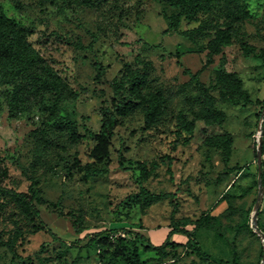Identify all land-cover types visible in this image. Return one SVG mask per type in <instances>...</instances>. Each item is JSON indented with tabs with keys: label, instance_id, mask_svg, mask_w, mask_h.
Wrapping results in <instances>:
<instances>
[{
	"label": "rangeland",
	"instance_id": "obj_1",
	"mask_svg": "<svg viewBox=\"0 0 264 264\" xmlns=\"http://www.w3.org/2000/svg\"><path fill=\"white\" fill-rule=\"evenodd\" d=\"M176 14L158 0H0V39L19 33L64 87L54 110L55 99L34 98L11 119V84L0 85V187L38 191L43 202L36 207L59 239L31 234L18 207L0 196L2 238L14 241L22 232L16 242L21 258L13 264H203L184 235L171 238L183 246L160 254L136 238L163 245L175 227L174 203L177 227L193 233L215 261L262 264L264 243L253 214L264 123V0H219L196 20L184 19L180 32L197 31L193 40L165 34ZM218 30L227 32L231 45L204 70ZM219 69L238 75L250 103L224 98L214 86ZM187 71L200 73L217 100L216 112L224 115L221 125L197 119L200 92ZM143 75L148 86L140 93L130 82L119 87L131 109L119 116L114 80ZM154 102L161 103V115L148 123ZM111 115L117 119L113 137L100 145L91 133L98 134ZM225 133L232 140L228 155L204 145ZM261 137L264 144L263 130ZM142 189L176 194L175 200L146 201ZM258 224L264 228V192ZM12 261L0 247V264Z\"/></svg>",
	"mask_w": 264,
	"mask_h": 264
},
{
	"label": "trees",
	"instance_id": "obj_2",
	"mask_svg": "<svg viewBox=\"0 0 264 264\" xmlns=\"http://www.w3.org/2000/svg\"><path fill=\"white\" fill-rule=\"evenodd\" d=\"M170 8L177 11V14L172 16L169 20V29L165 32L168 34L170 31L181 35L182 37L193 40L195 38V33L197 31H186L180 32V27L182 21H194L197 19L200 13L210 10L219 0H158ZM5 25H14L13 22L9 20H4ZM16 25V23H15ZM17 26V25H16ZM18 27V26H17ZM231 45L230 37L225 30H218L216 36L210 41L209 46L206 48L207 61L204 66V70L215 63V57L223 53V49ZM187 74L191 77L192 83L196 85L200 94L195 98V102L198 105V110L196 112L197 119L204 121L207 125H221L224 120V115L222 113L216 112L217 100L210 93V90L203 85L200 81V73L192 74L187 71ZM4 77H11L12 80L9 82H1ZM128 77V74L124 75V78ZM123 78V79H124ZM114 80L113 89L114 94L118 97L119 102L116 105V113L119 116H124L128 112H131L129 108L130 105L125 103V99L119 93V87L125 83H131V89L134 92H141L144 88L148 86L146 76L129 78L128 81ZM11 84L10 94L8 97V115L11 119H16L22 111L29 108L34 100L37 99L39 102L55 99L56 105L52 107L54 110L58 105V102L63 97L64 87L57 75L46 65L40 63V61L30 54L26 47L22 44L21 36L19 33L13 31L11 37L7 40L0 39V85ZM242 81L239 79L236 73H230L225 69H219L214 73V86L222 90L224 98L228 101L238 98L239 101H246L250 103L249 94L242 89ZM264 108V102L262 109ZM162 105L159 102L152 103L146 112V119L148 123H152L158 116L161 115ZM53 115V113L51 114ZM62 122L63 119H60ZM69 124V123H68ZM117 126V119L115 115H111L109 119L105 120L101 130L98 134L91 133V135L99 142L103 144L107 142L108 138L113 137L114 129ZM264 133V123L262 125ZM232 144L231 136L225 133L223 136L210 137L205 140L204 145L207 147H215L223 151L224 155H228L230 147ZM264 153V144H263ZM258 160V157L256 156ZM121 162V161H120ZM167 170L174 179L173 173V161L171 158L167 157ZM262 184L264 186V169L261 173ZM142 197L146 201L156 202L163 198H174L176 194H165V195H153L147 190L142 189ZM0 196L13 202L18 209L21 211L23 216L26 218L27 227L31 228V234L35 235L40 232L49 234L54 241H59L55 233L47 226V224L42 220L39 210L36 204L42 203V199L38 191L31 188L28 194L19 193L15 190L8 189L6 187H0ZM256 202V201H255ZM177 212V204L174 203V211L172 215V227L170 233L166 239V242L156 247L152 245L149 239H145L140 235L138 238L143 244L149 243L145 246L148 252L165 253L168 246L181 247L183 245L171 242L172 236L176 234L184 235L188 243L191 246L195 255L201 260L203 264H239L237 259H234L233 263L227 262H217L210 255L205 253L199 241L193 233L190 231L181 229L177 227L175 221V213ZM259 229L264 233V228L258 224ZM101 234L95 235V238L101 237ZM22 237V232L16 234V238L10 241H4L0 233V247L6 248L12 255L13 261L20 259L21 256L17 253L16 242ZM264 252L261 253V259H263ZM135 264H140L136 262Z\"/></svg>",
	"mask_w": 264,
	"mask_h": 264
},
{
	"label": "water",
	"instance_id": "obj_3",
	"mask_svg": "<svg viewBox=\"0 0 264 264\" xmlns=\"http://www.w3.org/2000/svg\"><path fill=\"white\" fill-rule=\"evenodd\" d=\"M263 115H264V111H263ZM262 126H261V131H260V137L258 139V163H259V170H260V175H259V185H260V193H259V197L258 200L256 201V206H255V210H254V214H253V228L255 230V232L259 235V237H261L263 243H264V233L259 229L258 227V211L260 208V204H261V200H262V195L264 192V186L262 184V178H261V164H262V156L261 153L263 152V138L261 137L262 134ZM262 264H264V255H263V261Z\"/></svg>",
	"mask_w": 264,
	"mask_h": 264
}]
</instances>
